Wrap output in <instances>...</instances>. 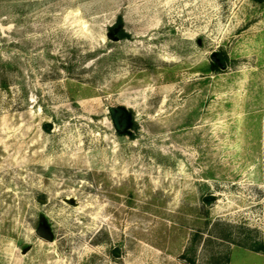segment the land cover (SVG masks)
I'll return each mask as SVG.
<instances>
[{
  "label": "rangeland",
  "instance_id": "obj_1",
  "mask_svg": "<svg viewBox=\"0 0 264 264\" xmlns=\"http://www.w3.org/2000/svg\"><path fill=\"white\" fill-rule=\"evenodd\" d=\"M0 264H264V0H0Z\"/></svg>",
  "mask_w": 264,
  "mask_h": 264
},
{
  "label": "water",
  "instance_id": "obj_2",
  "mask_svg": "<svg viewBox=\"0 0 264 264\" xmlns=\"http://www.w3.org/2000/svg\"><path fill=\"white\" fill-rule=\"evenodd\" d=\"M113 30L109 31L107 33V36L110 38L116 39L117 36L113 35ZM212 58L216 63H219V59L216 57L215 54H212ZM109 114L111 116V119L113 121V124L115 126V129L118 132H123L125 131L129 124H130V114L128 110L125 107L122 106H110L109 107ZM46 127H51V124H46ZM214 197H208L206 198L207 200L212 199ZM36 234L48 241L52 240V234L48 230L47 226L44 223H40L36 229Z\"/></svg>",
  "mask_w": 264,
  "mask_h": 264
},
{
  "label": "trees",
  "instance_id": "obj_3",
  "mask_svg": "<svg viewBox=\"0 0 264 264\" xmlns=\"http://www.w3.org/2000/svg\"><path fill=\"white\" fill-rule=\"evenodd\" d=\"M258 1H262V0H258ZM221 61H222V59L220 58V62H221ZM213 66L217 68V67H218V64L215 63V62H213ZM255 249H256V248H255Z\"/></svg>",
  "mask_w": 264,
  "mask_h": 264
}]
</instances>
